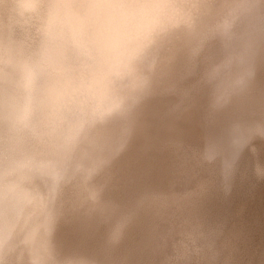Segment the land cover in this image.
<instances>
[{
	"label": "clouds",
	"instance_id": "obj_1",
	"mask_svg": "<svg viewBox=\"0 0 264 264\" xmlns=\"http://www.w3.org/2000/svg\"><path fill=\"white\" fill-rule=\"evenodd\" d=\"M214 7L210 0H0V264H133L132 251L120 248L133 217L102 221L87 256L79 242L62 238L61 221L87 214L96 189L114 179L122 148L105 149L102 130L130 134L158 93L169 46L195 32ZM246 7L264 11L259 0ZM234 62V73L213 70L199 82L206 123L221 122L226 135L217 140L209 132L197 162L220 166L226 177L245 164L264 179V97L252 94L245 57ZM69 159L82 161L78 170L96 182L78 206H65L56 192L46 205L13 195L21 183L47 188Z\"/></svg>",
	"mask_w": 264,
	"mask_h": 264
},
{
	"label": "rangeland",
	"instance_id": "obj_2",
	"mask_svg": "<svg viewBox=\"0 0 264 264\" xmlns=\"http://www.w3.org/2000/svg\"><path fill=\"white\" fill-rule=\"evenodd\" d=\"M235 6L236 3L233 8ZM205 17L204 13L200 17L199 23H203L202 19L205 20ZM213 23L216 24L214 20ZM219 23L214 25L220 31V35L218 40H213L214 47L209 56V64H212V67L215 65L218 73L222 70L219 73L221 75L231 74L229 69L226 71L225 69L229 64L232 67L234 58L238 55H243L249 66L253 64L257 60L259 51L263 49L264 11L255 12L247 7L246 9L239 7L234 15L222 19ZM241 31H244L245 34L243 37H238ZM169 47L171 60L170 62L165 61L162 65L163 74L158 93L144 106L152 101L162 105H180L179 97L174 95L175 88L180 86L177 84L178 79L181 76L185 77L190 71L193 73H196L197 70L200 71L197 67L193 69L195 64L192 51L187 50L186 47H180L178 44ZM262 91L264 95V83ZM254 93L255 91H252V94ZM2 136L3 128L0 126V138ZM202 138L205 142L208 137L204 135ZM189 151L191 150L185 147L179 149L178 152L181 153L182 158L177 159V151L165 149L158 156L159 162L152 164L151 167H148L147 164L142 167V179L149 176V180L140 190V195L137 198H130L131 192L123 190L121 187L120 192L113 190L106 193L102 191L105 200L118 203L123 207L122 214L134 218L132 227L126 234L128 242L124 244V247H120L121 250L132 251L133 264H255L254 261L259 254L261 256L258 264H264V239H259L261 235L264 236V217L261 215V212L264 211V179L256 178L245 164H242L240 170L230 177H226L223 170H218L217 167H214L213 175L208 174L202 165L193 158H189ZM184 158L187 159L182 162ZM249 158L246 156L245 161ZM160 165H164V167L158 169ZM219 171L221 172L219 173ZM148 172H150L149 175ZM172 174L177 175V180L180 183L173 182L175 178L172 179ZM182 175L190 181L181 184L178 176ZM76 179L79 181L80 175ZM48 196L49 191L41 188L38 192L40 200L34 204L46 205ZM142 197L146 199L143 201L144 203L138 205ZM99 198L104 200L101 194ZM168 201L171 202L168 203ZM172 202H183L190 207V212L184 216L179 212H173L177 219L181 220L180 222L187 224L191 222L197 225L196 228L190 226L186 232L178 231L175 234L164 222L152 219L150 213L153 210L158 211L164 205L165 207L171 205ZM94 216L92 215L90 216L92 219L90 217L88 219L95 221L93 220ZM9 217L11 222L13 219L11 213ZM2 218L1 216L0 219ZM111 218L115 217L107 219L111 220ZM71 228L76 231V218L71 220ZM93 231L98 234L101 229L96 225ZM101 236H95V239L92 237L88 240L85 238L80 241L82 254L87 255L93 251L96 247H94V241L100 240ZM247 236L258 237L256 240L260 244L254 247V250L258 247L257 251L254 254H248L249 256H246L241 250L244 241L248 239ZM72 239H76V232ZM185 239L188 240V248L178 253L176 245ZM259 247L262 249L260 250ZM175 254L181 255L174 257ZM170 256L173 258L168 261Z\"/></svg>",
	"mask_w": 264,
	"mask_h": 264
},
{
	"label": "bare ground",
	"instance_id": "obj_3",
	"mask_svg": "<svg viewBox=\"0 0 264 264\" xmlns=\"http://www.w3.org/2000/svg\"><path fill=\"white\" fill-rule=\"evenodd\" d=\"M239 1L240 0H210V2L216 7L205 13V20L208 21L202 19L203 23H199L196 31L190 35L184 36L181 43L178 44V46L183 48L186 47L187 50L193 52L195 64L193 69L195 67L200 69V71L197 70L196 73L190 71L187 74L188 76H181L178 79L177 84H180V86L175 88L174 95L179 97L180 105H162L159 102L152 101L147 106L142 108L141 114L130 134L124 128L119 126L109 127L102 130L100 133L99 143L105 149L117 151L122 148V150L119 151V155L116 158L112 169L114 179L109 182L107 188L103 190L96 189L97 202L95 205H92L91 203L86 205V208L89 210L87 214L83 211L74 212L67 215L61 221L60 234L63 239L68 242H72L74 240L80 242L85 238L88 240L92 237L95 239V236H101L103 234L101 222L108 220L110 217H116L119 214L122 215L123 213V207L119 206L116 202L105 200L103 197L104 192L102 191H105L106 193H110L113 190L120 192L121 187L123 190L131 192L129 194L131 196L130 198H137V196L140 195V190L149 180V176L142 179L141 168L146 164L148 167H151L152 164L159 162L158 160H160V158L158 156L163 150L169 149L171 151H177L176 158L180 159L182 158V155L178 152V150L185 147L191 150L189 151V158H193L198 161L199 153L202 152V146L206 143V141L204 142L202 136L207 135L208 137L209 132H211L213 137L219 140L226 135V130L221 122H217L211 126L206 123L203 112V91L199 82L201 77L206 72L216 70L215 65L212 67V64H209V56L214 47L213 40H218L220 35V31H218L217 27L214 25L220 24L219 22H221L222 19L229 18L231 15H234L237 8L239 9V7H243L246 9L248 4L254 2V0H246L243 4L244 0H242L241 3H239ZM259 2L261 5H264V0H259ZM225 3L232 5V7L227 10H223L219 7ZM235 3L236 6L233 8ZM213 20L216 24L213 23ZM244 34L245 32L241 31L238 34V37H243ZM262 48L263 49H261L258 53L257 60L249 66L254 70V75L251 78L250 85L252 91H255L253 96L256 98L264 97L262 91L264 83V44L262 45ZM234 64L235 62L232 67L229 64L225 71L229 69L231 74L234 73L236 71ZM125 140L127 141L126 143ZM186 159L187 158L182 159V162ZM78 163H82V161L69 159L61 170L57 172L55 177L49 178L47 181V188L45 189L49 191V196L52 192L58 193L59 201L65 206H78L84 196L95 188V180L87 179L86 173L78 170ZM162 167H164V165H160L158 169ZM202 167L206 173L211 175L214 174V167H217L218 170H222L218 165H202ZM220 172L221 171H219V173ZM149 173L150 172H148V175ZM175 174L171 175L172 179L175 178L173 182L180 183L177 180L178 174ZM78 175H80V179L79 181H76ZM178 177L180 178L181 184H183V182L186 183L187 181H190L186 176L182 175ZM41 188L44 187L41 186ZM40 189L36 190L27 183H21L18 188L13 189V195L25 203H38V200H40L38 197ZM100 194L104 200H100ZM49 196L47 197L48 199ZM145 199V197H142L138 202V205L140 203L142 204ZM47 201L45 204H47ZM170 202L171 201H168V203ZM173 211L179 212L184 216L186 213L190 212V207L183 204V202H172L171 205H166V207L164 205V207H161L158 211L153 210L150 215L152 214V219H159L161 222L168 225L175 234H177L178 231L186 232L189 230L190 226H194L195 228L197 227L196 224L191 222L188 224L186 222H180L181 220L177 219ZM92 215H95L93 220L96 222L88 219ZM261 215L264 217V211L263 213L261 212ZM1 216L3 218L0 219V238H2L4 223V209L2 201H0V217ZM73 218H76V231H73L71 228V220H73ZM90 218L92 219V217ZM189 220L191 219L189 218ZM94 224L99 226L101 229L98 234H95V231H93L96 226ZM186 225H188V227H186ZM36 227L39 229V225ZM75 232L76 239H72ZM247 238L248 239L244 241V245L241 246V250L242 253L249 256L254 254L258 249L257 247L254 250V247L258 244V240H256L258 237L252 238L247 236ZM259 239L263 240L264 236L261 235ZM98 241V239L94 241V247L97 245ZM127 242L128 238H125L120 247H124V244H127ZM262 247H259L260 250ZM176 248L178 253L185 251L186 248H188V240H182L181 243L176 245ZM87 255L85 254V256ZM179 255L181 254H175L174 257H178ZM260 256L261 254H259L254 261L255 264H258ZM172 258V256L168 257V261Z\"/></svg>",
	"mask_w": 264,
	"mask_h": 264
}]
</instances>
